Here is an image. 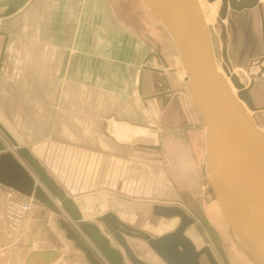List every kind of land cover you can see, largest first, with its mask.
I'll list each match as a JSON object with an SVG mask.
<instances>
[{
  "label": "crops",
  "instance_id": "1",
  "mask_svg": "<svg viewBox=\"0 0 264 264\" xmlns=\"http://www.w3.org/2000/svg\"><path fill=\"white\" fill-rule=\"evenodd\" d=\"M258 8L226 16L239 43L234 60L227 57L228 34L225 53L232 70L250 69V115L264 132V71L256 63L264 56V15ZM0 32L7 37L0 126L9 137L73 200L83 220L110 212L151 237L170 232L178 220L153 216L152 206H184L181 192L190 189L196 170H205V129L172 42L141 1L27 0L0 19ZM2 41L0 35V49ZM0 139L9 143L1 132ZM69 148L77 165L64 163ZM6 188L0 184V264H25L40 250L57 252L49 264H88L58 226L64 214L38 202L27 231L9 236ZM153 220L159 225L147 226ZM127 241L139 259L160 264L144 242ZM232 264L254 263L241 254Z\"/></svg>",
  "mask_w": 264,
  "mask_h": 264
},
{
  "label": "water",
  "instance_id": "2",
  "mask_svg": "<svg viewBox=\"0 0 264 264\" xmlns=\"http://www.w3.org/2000/svg\"><path fill=\"white\" fill-rule=\"evenodd\" d=\"M140 1L169 36L184 70L187 93L205 129L204 166L216 206L250 259L264 264V132L249 113L255 110L249 88L227 65L224 43L221 67L225 75L218 72L210 33L197 0ZM26 2L0 1V9H4L0 19L11 16ZM257 4L258 0H224L218 16L225 19L227 7L240 12ZM0 35L1 65L7 37ZM256 63L262 64L264 71V56ZM226 78L236 89L235 95ZM0 132L11 145L0 139V184L31 197L56 216L63 213L58 226L88 264H149L134 254L128 239L144 242L160 264H201V259L219 264L208 246L197 248L186 236L194 220L176 205L152 206L153 216L178 220L172 231L158 237L121 222L110 212L93 222L83 220L73 200L29 151L19 147L1 126ZM55 256L57 252L52 250L32 251L25 264L33 260L49 264Z\"/></svg>",
  "mask_w": 264,
  "mask_h": 264
},
{
  "label": "rangeland",
  "instance_id": "3",
  "mask_svg": "<svg viewBox=\"0 0 264 264\" xmlns=\"http://www.w3.org/2000/svg\"><path fill=\"white\" fill-rule=\"evenodd\" d=\"M259 1L260 3L258 7L261 8H258V13H262L264 15V0H259ZM201 5H202L201 7L202 14L208 18L207 27L210 33L217 70H219L221 74L225 75L221 67L223 64V60H222L223 43L226 51L227 41L229 39L228 34H230L228 50L226 53H227V57L229 56L230 59L234 60L239 43V40L237 39L238 38L237 34L234 31H232L231 28H229L226 18L225 19L219 18L218 16L219 2L216 9V14H214L215 16L209 15L208 12L206 11L207 6L209 5L207 0H202ZM227 15L231 16L232 13ZM231 22L233 21L231 20ZM244 50H245L244 55L246 57L248 54H250V51L246 49ZM227 65L229 66L228 62ZM249 70H232L235 74H237L240 81L246 87L249 86L248 84L250 79L248 78L247 75ZM253 70L255 71V69ZM234 90L236 93L235 88ZM7 145L11 148V145L9 143H7ZM73 153L74 150L72 151V154ZM72 160H73L72 163L68 165L78 164L77 160L79 159H77L76 156L72 157ZM191 180L192 183H189L191 184V186L189 185L190 189L181 192L184 206H179L187 213L188 216H190L194 220V224L186 230V236L192 240V242L197 248L208 246L219 264L235 263V261L237 262V258L241 256V254L250 259L243 244L236 237V235L229 229V227L223 220L216 206L212 192L208 187V177L206 170H199V171L196 170L193 177H191ZM178 185L180 189L181 185L180 184ZM36 203L37 202L34 201V205ZM153 223L154 224H151L150 222L147 226L150 225V227L151 226L157 227V225H159L157 222H155V220H153ZM162 223H164V221H162ZM177 223L174 222L171 223L169 225L170 226L169 229H171L172 231V229L176 227ZM251 262L253 261L251 260Z\"/></svg>",
  "mask_w": 264,
  "mask_h": 264
},
{
  "label": "built area",
  "instance_id": "4",
  "mask_svg": "<svg viewBox=\"0 0 264 264\" xmlns=\"http://www.w3.org/2000/svg\"><path fill=\"white\" fill-rule=\"evenodd\" d=\"M72 151V148L65 151L64 163H72V157L75 156ZM33 205L34 200L31 197H26L11 188H6L3 198V217L9 236L19 238L27 231L25 223L29 219Z\"/></svg>",
  "mask_w": 264,
  "mask_h": 264
},
{
  "label": "bare ground",
  "instance_id": "5",
  "mask_svg": "<svg viewBox=\"0 0 264 264\" xmlns=\"http://www.w3.org/2000/svg\"><path fill=\"white\" fill-rule=\"evenodd\" d=\"M201 1L202 0H200V2H199V0H197V2H198V5H199V8H200V10H202V5H201ZM206 2V1H205ZM259 3H260V1L258 0V4H257V7H258V5H259ZM218 4V1H216V2H214V3H212V4H209L208 6H207V8H206V11L208 12V14L209 15H212V16H215L214 14H216V9H215V6ZM202 13V12H201ZM203 15V14H202ZM207 15V14H206ZM203 18H204V21H205V23H206V25L208 24V18L205 16V15H203ZM215 19V18H214ZM219 67V66H218ZM181 71H183V70H181ZM218 72L220 73V71L218 70ZM180 78V77H179ZM183 78V77H182ZM182 80V79H181ZM226 81H227V84H228V86H229V88H230V90H231V92L235 95L236 93H235V90H234V87H233V85L231 84V82L229 81V79L228 78H226ZM120 131V130H119ZM137 131V130H136ZM144 131H139V133H143ZM118 133V132H117Z\"/></svg>",
  "mask_w": 264,
  "mask_h": 264
},
{
  "label": "flooded vegetation",
  "instance_id": "6",
  "mask_svg": "<svg viewBox=\"0 0 264 264\" xmlns=\"http://www.w3.org/2000/svg\"><path fill=\"white\" fill-rule=\"evenodd\" d=\"M216 1H218L219 2V9L221 8V2H223L224 0H207V2H208V4H212V3H214V2H216ZM228 0H226V2H227ZM217 6H218V4L215 6V9H217ZM257 7V6H256ZM256 7H253L252 9H243L242 11H252V10H254ZM231 12H234V11H232V10H230L228 7H227V11H226V15L227 14H229V13H231ZM241 12V11H240Z\"/></svg>",
  "mask_w": 264,
  "mask_h": 264
}]
</instances>
